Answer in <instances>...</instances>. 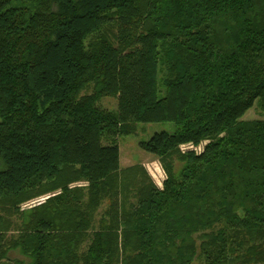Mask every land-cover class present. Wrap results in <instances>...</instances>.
Returning a JSON list of instances; mask_svg holds the SVG:
<instances>
[{"label":"trees","instance_id":"trees-1","mask_svg":"<svg viewBox=\"0 0 264 264\" xmlns=\"http://www.w3.org/2000/svg\"><path fill=\"white\" fill-rule=\"evenodd\" d=\"M255 103L264 0H0V264H264Z\"/></svg>","mask_w":264,"mask_h":264},{"label":"rangeland","instance_id":"rangeland-1","mask_svg":"<svg viewBox=\"0 0 264 264\" xmlns=\"http://www.w3.org/2000/svg\"><path fill=\"white\" fill-rule=\"evenodd\" d=\"M91 87H86L82 90V93L90 91ZM100 104L109 109H116V99L114 97L105 96L100 100ZM264 118V114L260 111L255 103L243 116V119H261ZM135 131L129 135L122 136L118 139L119 151H120V163L123 167L141 163L148 171L153 181L161 186L165 177L164 169L159 159L150 153L145 152L138 145L140 141L149 139L154 133L167 131L173 132L175 130V124L173 122H138L135 125ZM202 143L194 144L185 143L179 145L180 150H186L188 148H194L199 150ZM78 185H84V181L77 182ZM46 195L42 196L43 199ZM39 199V200H40ZM33 201H29L22 205L27 207Z\"/></svg>","mask_w":264,"mask_h":264}]
</instances>
